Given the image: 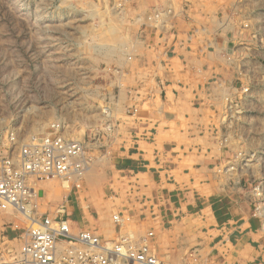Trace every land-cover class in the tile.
I'll return each instance as SVG.
<instances>
[{
  "label": "crops",
  "instance_id": "crops-1",
  "mask_svg": "<svg viewBox=\"0 0 264 264\" xmlns=\"http://www.w3.org/2000/svg\"><path fill=\"white\" fill-rule=\"evenodd\" d=\"M99 1L110 32L90 48L102 62L91 76L98 118L70 137L102 140L114 175L152 200L135 212L155 226L153 248L170 264H264V237L215 212L226 188L219 155L192 132L208 110L223 108L233 63L251 60L241 15L251 17V1ZM110 188L121 187L115 180Z\"/></svg>",
  "mask_w": 264,
  "mask_h": 264
},
{
  "label": "rangeland",
  "instance_id": "rangeland-1",
  "mask_svg": "<svg viewBox=\"0 0 264 264\" xmlns=\"http://www.w3.org/2000/svg\"><path fill=\"white\" fill-rule=\"evenodd\" d=\"M250 1L251 17L241 15L248 18L242 23L251 31L246 50L251 60L243 56L230 63L236 74L226 88L223 108L208 110V122L192 132L207 137L208 150L219 155L218 173L226 188L214 201L218 217L226 218L229 227L247 221L264 237V0ZM100 4L0 0V158L16 154L53 124L65 123L68 134L83 135L89 121L98 118L97 79L91 76L102 62L90 48L104 45L110 32ZM84 141V171L31 181L43 192L41 212L67 217L77 229L106 238L137 240L144 235L154 247L155 226L143 223L135 212L138 203L147 206L152 200L132 188L135 180L114 175L110 159L101 155L102 140ZM115 180L120 189L110 188ZM114 215L122 218L121 226L114 227ZM25 228L20 215L0 211V262L17 254Z\"/></svg>",
  "mask_w": 264,
  "mask_h": 264
},
{
  "label": "built area",
  "instance_id": "built-area-1",
  "mask_svg": "<svg viewBox=\"0 0 264 264\" xmlns=\"http://www.w3.org/2000/svg\"><path fill=\"white\" fill-rule=\"evenodd\" d=\"M65 125H51L16 154L0 158V211L16 213L26 223L19 251L0 264H170L146 238H106L94 230L77 229L67 217L41 212L43 192L32 186L33 179H63L86 168L87 145L71 138ZM112 222L121 226L122 218L114 215Z\"/></svg>",
  "mask_w": 264,
  "mask_h": 264
}]
</instances>
